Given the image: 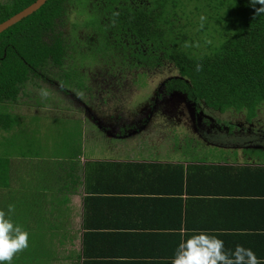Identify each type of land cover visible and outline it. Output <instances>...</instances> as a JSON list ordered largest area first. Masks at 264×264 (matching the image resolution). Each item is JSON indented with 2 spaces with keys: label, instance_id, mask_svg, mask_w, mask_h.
I'll use <instances>...</instances> for the list:
<instances>
[{
  "label": "crops",
  "instance_id": "obj_1",
  "mask_svg": "<svg viewBox=\"0 0 264 264\" xmlns=\"http://www.w3.org/2000/svg\"><path fill=\"white\" fill-rule=\"evenodd\" d=\"M35 115L36 122L60 118L53 113L51 118L42 112ZM30 119L24 115L9 130L0 131L8 138L23 125L30 128ZM85 124L78 131L55 133V144L42 145L45 151L56 147L52 154L35 149L40 137L45 139L42 133L22 138L25 145L16 152H24L23 156L12 155L14 144L10 142L5 150L0 134V156L9 161L6 177L18 197L14 202L7 195V208L22 205L21 220L13 219L34 237L29 238L28 248L35 257L22 264H171L179 243L187 238L180 235L182 227L189 236L199 232L217 235L228 252L237 245L249 248L264 264V196L256 193L264 182L245 168L264 166L262 155L245 151L264 144L222 149L221 156L215 151L197 156L195 147H189V153L177 149L173 127L166 134L109 136L113 140H105L106 144L97 133H87ZM20 174L23 183L31 185L29 190L25 184L20 186ZM111 188H120L114 195L124 198L114 201L119 203L104 201L109 213L103 217L114 216L122 226L90 229L87 255L85 198L99 192L106 195ZM19 197L26 198L23 204ZM69 218L72 227L56 231L59 221L66 228ZM104 233L113 234L103 239ZM65 243H71L67 251Z\"/></svg>",
  "mask_w": 264,
  "mask_h": 264
},
{
  "label": "trees",
  "instance_id": "obj_2",
  "mask_svg": "<svg viewBox=\"0 0 264 264\" xmlns=\"http://www.w3.org/2000/svg\"><path fill=\"white\" fill-rule=\"evenodd\" d=\"M34 1L0 0V23ZM72 1L91 4L92 11L88 13L91 19L86 16L82 26H93L98 41L95 49L99 53L88 56L104 57L108 47H114L120 52L121 45L125 46V43L129 49L133 39L124 41L125 32L138 29L137 35L143 43L150 44L152 41L155 44L157 55L153 57H157L159 67L171 65L178 70V74L171 77L170 89L185 93L187 98L196 102L210 116L220 119L227 116L223 119L226 122L229 118L234 119V115H237L238 120L241 113L245 115L243 122L261 121L259 110L264 107V14L255 16V9L249 0H47L33 14L0 33V130H9L19 119L7 107L9 101L18 99L21 86L28 79V72L38 74L39 69L49 62L54 66H62L64 63L67 46L61 41L49 42L53 39L49 32L66 20L64 15L67 9L64 5ZM186 3H192L190 10H184ZM189 13L205 17L203 27L201 19L197 23L199 28L208 30L212 27L207 34L212 41L204 36L199 39V43L209 47L207 52L193 45L195 34L190 32L187 22L183 21ZM74 23L78 24L77 21ZM215 39L218 41L215 42ZM151 59L150 54L142 58L147 63ZM197 65L202 66L200 71H197ZM259 127L261 130L258 135L240 134L238 142L247 146L264 144V128L263 125ZM2 132V139H7ZM245 168L259 175L258 182H264V166ZM8 173L9 161L0 156V210L6 212L7 195L12 201H18L6 177ZM180 179L182 184L183 177ZM23 181L20 174V186L23 188L25 184L29 190L31 185ZM258 188L256 193L264 196V184ZM120 191V188H111L104 192L106 195L99 192L85 198V254L88 255L90 229L122 226L114 216L103 217V214L109 213L105 212L109 206L103 202L119 203L114 201L124 197L114 194ZM25 199L19 197L20 203L23 204ZM14 206L15 211L10 214V218L17 224L13 218L21 220L23 210L22 205ZM94 206H98L97 213L93 212ZM20 226L23 228L22 222ZM111 234L104 233L103 239ZM35 254L28 252L27 255L23 251L11 264H22L27 258L34 259Z\"/></svg>",
  "mask_w": 264,
  "mask_h": 264
},
{
  "label": "flooded vegetation",
  "instance_id": "obj_3",
  "mask_svg": "<svg viewBox=\"0 0 264 264\" xmlns=\"http://www.w3.org/2000/svg\"><path fill=\"white\" fill-rule=\"evenodd\" d=\"M72 3H76L79 7L75 17L84 16L85 19L86 13L92 11L91 4L83 1ZM72 3L67 2L64 6L67 9ZM66 11L64 15L66 20L49 32L52 33L50 36L53 39L48 40L49 42L61 41L67 46V53L63 56L64 63L62 66H54L49 62L39 69L38 74L29 71L28 79L21 86L18 99L8 102L7 108L12 114L22 115L20 112L17 113L18 110L10 109L11 106H22V104H26L23 108L35 109L34 113L41 112L38 107L41 105L46 107L47 104L41 102L40 93L44 89L48 91L51 89V92L53 90L59 96V99L55 98L56 100L49 99L52 102L51 108L57 113L54 115L71 116L72 114L69 113H73L72 116L75 115L71 117L73 120L80 121L82 125L87 123L85 124L86 132L97 133L106 144L108 142L105 140L111 142L113 140L109 136L120 138L124 135L129 137L134 133L146 135L153 132L166 134V131H171L173 127V134L178 133L179 136L178 138L175 135V146L181 145L182 150L189 147H195L198 150L202 140H208V145L215 148L245 149L249 146L239 143L238 136L245 133L248 135L260 133L259 126L263 125L261 118V121L250 123L232 118L227 119L226 122L224 118L208 115L203 108L197 106L196 102L187 98L185 93L179 91L181 95L174 94L178 90L170 89V81L175 74L161 77L160 71L163 67H159L157 57H153L157 55L155 44L152 41L150 44L143 43L142 38L137 35L138 29H128L130 33L125 32L124 41L133 39V45L129 49L125 43V46L121 45L120 52H117L114 47H108L104 57L88 56V54L99 53L95 49L98 41L93 32V26H82L83 21L73 24V21L69 20V10ZM110 22L109 26H111ZM78 52L83 53L79 57L81 61L77 60ZM149 54L152 59L147 63L142 58ZM93 58L99 63L94 69L92 68V71L95 69L99 71L95 73L96 79H101L103 84H100L101 91L97 97H94L91 84L87 83L95 77L86 73L91 72V68L84 65L88 63L85 62L86 59L94 60ZM55 69L58 71L55 72ZM134 85L147 92L129 99L127 94L131 93L130 89ZM69 105L70 109H68ZM67 111L69 113H66ZM78 129L81 130V126ZM184 133H187L189 137L197 138L194 141L190 140L189 145L186 143L188 147L183 146ZM25 252L28 255L29 248Z\"/></svg>",
  "mask_w": 264,
  "mask_h": 264
},
{
  "label": "rangeland",
  "instance_id": "obj_4",
  "mask_svg": "<svg viewBox=\"0 0 264 264\" xmlns=\"http://www.w3.org/2000/svg\"><path fill=\"white\" fill-rule=\"evenodd\" d=\"M72 2H70V3H72ZM191 4L190 5H187V3H186V8L184 10H190ZM77 8H79V7H77L76 3H72V4L68 5L67 9L69 10V13H70L69 20L70 21L76 20L77 22H82L83 19H84V16L83 17H81V16L75 17L76 16V13H77ZM86 16H87L88 19H91V14L86 13ZM199 20H200L199 14H190L189 13V15L187 17H184L183 18V21L184 22H187L188 27L191 30L190 32L195 34V36L193 35V37L195 39V41H194L195 43L193 45L195 47H197L198 49L204 50V51L207 52V51L210 50L209 47L206 44L199 43V39L202 36H204V37H208L209 38L208 40L212 41L211 40V37L210 36H207L208 32L211 30L212 27H209L208 30H205V29H203L201 27L199 28V26H198ZM199 30L201 32L198 33ZM217 41L218 40L215 39V42H217ZM79 52L77 53V60L78 61H81L79 59V57H80V54H83L84 53V51H81L83 53H79ZM82 59H83V57H82ZM93 59L94 60H88V59H86L85 62H88V63L87 64L84 63V65L86 67L88 65L87 68H91L90 69L91 72H86V73H90L92 75V77H95L94 80L91 78V80H89L87 83L88 84H91L92 89L94 91V97H97L99 95V91H101V86L103 84H102V80L101 79H99V80L96 79L97 75H95V73L97 74V73H99V71H97V69H95L94 71H92V68L94 69L98 65V63H99V62H97L95 60V58H93ZM77 60H76V62H77ZM57 71L58 70L55 69V72H57ZM160 72H161V77L162 78H164L166 76H170L171 74H175V75L178 74V70L175 69V68H173V67H171V65L170 66L169 65H165ZM100 84H102V85H100ZM64 86H66V83H64ZM131 88H132V89H130V92L131 93H128L127 94V98H129V99L132 98V97L136 98L137 96H135V95H144V93L147 92L146 90L139 89V86L136 87L134 85ZM44 90H46L48 92V98L41 97L40 100H42L41 101L42 103L45 102L48 107L47 106L46 107H42L44 105H41V106L38 107V109L41 110V112L44 115V117H50L51 118V116H53V115H51L52 113L53 114H57V113H55L54 110L51 108L50 105H52V102L50 100L55 99V98L59 99V96L53 90L51 92V89L49 91L47 89H44ZM127 98H125V99H127ZM21 99H20V101H21ZM46 100H49V101L46 102ZM38 104H39V102H38ZM25 105L26 104H22V106H11V108H10V109L15 110V111L18 110L17 113L20 112L22 114V115H18L19 119L22 116H24V115L31 117V119H30V125H29L30 128H26L27 126L26 125H23L20 129L16 130L17 132H14L12 130V134H9V137L7 139H5L4 142H3V148L5 150L7 149V147H10L9 142L12 143V144H14V147L12 149H10L11 153H13L12 155H14V156H23L25 154L24 152H21V151L20 152H16V151L21 150L22 146L25 145V143H23L22 138L25 139V137H26V135H28V133L31 134L32 137H39L38 135L40 133H42L43 136L45 137V139L43 137H40V140L38 141L35 149L38 150L40 152V154H42L44 152H46V154H52L54 151H56V149H57L56 147L54 149H52L53 151L52 150H46L45 151V148L42 145L46 146L47 144H50L49 142H52V144H55V142L52 140V138H53V135L55 133H57L58 131H60L62 133H65V132H68L69 133V132H72L73 130L78 131L79 130L78 127L79 126H82V123L80 121L68 119V116L66 114L61 115L60 118H55L54 117V120H47L46 118H44L45 123H48L49 125H45V123H43V121H41V120H38V122H36L35 121V116H38V115H33V111L35 109L32 110L30 108L29 109L23 108ZM20 107H21V109H20ZM70 108H71V106L68 109H70ZM73 109H74V107H73ZM43 111H45V112L43 113ZM58 111H59V109H58ZM259 111H260V118L263 120L262 124H263V128H264V107H261ZM36 113L38 114V112H36ZM66 113H69V112L67 111ZM69 114H72L73 115V113H69ZM216 114L217 115H220V113H216ZM72 115L70 117H74L75 116V115L74 116H72ZM236 116L237 115H234V120L235 119L237 120V117ZM226 117H224V118H226ZM244 117H245L244 113H241V115L238 116V120H240V121L245 120ZM27 118H29V117H27ZM19 119H17V121ZM39 119H42V118H39ZM86 125H87V123H86ZM46 131H48V132L45 133ZM3 133L6 134L5 132H3ZM23 134H25V135L23 136ZM175 135L179 138L178 133L175 134ZM177 141H179V140L177 139ZM183 142H185V143H183V146L184 147H188L185 144L187 143V145H189L188 143L191 142L188 139V134L187 133H184V141ZM174 143H175V140H173V144ZM0 144H1V141H0ZM199 146H200L199 147V150H194L195 153H198L197 156L198 155L199 156H204L205 154H209V153L213 154L214 151H215V153L218 156H221V154L224 153V152H222L224 150H222L221 148H218V147L215 148V147L209 146L208 144H206L204 142V140H202V144H200ZM181 147H182L181 145L180 146H177V149H180ZM223 149H225V148H223ZM180 151H183V150H180ZM191 151H192V149L191 150L188 149L187 150V153H189ZM245 151H246V153L249 151V152H251V154L253 153L255 155H262L264 157V147H262V148H254V149L250 148V149H246ZM6 204H7V202H6ZM71 221H72L71 218H69V223L66 226V228H62V226H61V220H60L59 221L60 227L56 231L62 233L64 231V229H68V228L72 227ZM63 246L65 247V251H67V250L70 249L71 243H65ZM63 264H65V263H63Z\"/></svg>",
  "mask_w": 264,
  "mask_h": 264
},
{
  "label": "clouds",
  "instance_id": "obj_5",
  "mask_svg": "<svg viewBox=\"0 0 264 264\" xmlns=\"http://www.w3.org/2000/svg\"><path fill=\"white\" fill-rule=\"evenodd\" d=\"M249 2L255 9V16L264 14V0ZM200 19L203 27L205 17L201 16ZM201 69L202 66L197 65V71ZM40 94L43 98L48 96L46 90H42ZM14 211V205H9L7 212L0 210V264H11L29 246V233L22 226L14 224L10 218ZM179 231L182 237L187 238L179 243L171 264H261L251 249L241 245H237L232 252L226 251L224 241L217 235L199 232L189 236L187 229L183 227Z\"/></svg>",
  "mask_w": 264,
  "mask_h": 264
},
{
  "label": "water",
  "instance_id": "obj_6",
  "mask_svg": "<svg viewBox=\"0 0 264 264\" xmlns=\"http://www.w3.org/2000/svg\"><path fill=\"white\" fill-rule=\"evenodd\" d=\"M47 0H35L33 3L22 9L21 11L15 13L8 19L4 20L0 23V33L21 21L25 17L33 14V12L37 11L42 5L46 3ZM176 95H181L180 92H174Z\"/></svg>",
  "mask_w": 264,
  "mask_h": 264
}]
</instances>
